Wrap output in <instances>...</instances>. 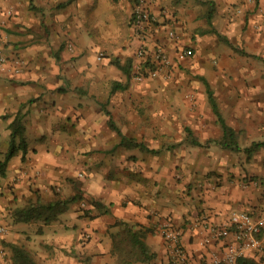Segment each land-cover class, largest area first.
<instances>
[{"label":"crops","instance_id":"crops-1","mask_svg":"<svg viewBox=\"0 0 264 264\" xmlns=\"http://www.w3.org/2000/svg\"><path fill=\"white\" fill-rule=\"evenodd\" d=\"M65 1L0 0V160L18 115L25 138L0 175V264L12 261L10 243L37 264H117L121 221L144 230L154 264H171L158 229L165 219L204 259L224 241L203 247L193 219L264 215V145L246 151L264 141V0H157L150 49L164 46L172 66L142 80L132 74L134 0ZM177 46L194 53L177 58ZM220 117L238 149L221 142ZM75 193L50 223L13 215ZM244 258L264 264L257 249Z\"/></svg>","mask_w":264,"mask_h":264},{"label":"built area","instance_id":"built-area-1","mask_svg":"<svg viewBox=\"0 0 264 264\" xmlns=\"http://www.w3.org/2000/svg\"><path fill=\"white\" fill-rule=\"evenodd\" d=\"M156 4L157 0H134L132 25L139 42L136 51L139 61L132 74L138 80L168 74L172 66V59L164 46H156L152 52L150 49V31L159 19L158 14L153 11ZM166 13L164 10L162 15ZM168 35L174 39L179 37L177 30L173 28L168 31ZM176 49L177 58L194 53L192 47L177 46ZM191 224L203 247L211 240H223L224 244L208 248L204 259L195 258L187 252L183 244V227L165 219L159 223L158 229L165 240L171 264H239L240 257L245 256L251 249L264 252V240L260 237L264 215L256 217L246 210H234L225 222L196 218ZM4 231L5 227H0V232Z\"/></svg>","mask_w":264,"mask_h":264},{"label":"trees","instance_id":"trees-1","mask_svg":"<svg viewBox=\"0 0 264 264\" xmlns=\"http://www.w3.org/2000/svg\"><path fill=\"white\" fill-rule=\"evenodd\" d=\"M69 0L61 2L60 5L68 3ZM221 122L224 125L225 135L221 139L223 144L231 146L234 149H238L240 146L234 136L233 129L225 124L224 120L220 117ZM12 128L11 145L3 160H0V175L6 174V168L9 159L15 153V151L24 145V125L22 122V116H17L11 123ZM127 138L123 137L122 141ZM126 140L125 142H127ZM131 144V143H129ZM264 145V141H255L250 147L246 148L248 154H251L255 149ZM80 187L79 182H74V188L77 191ZM80 193H75L70 197H62L58 195L55 199L50 201H30L24 206L17 207L13 210V215L16 220L19 221H44L50 223L59 218L60 214L65 212L71 202L78 199ZM95 205L99 203L94 202ZM84 215L89 218H93L95 213L90 208L84 209ZM121 228L112 234L113 237V254L117 257V264H133L137 261H141L144 264H154L156 252L153 251L144 239V230L135 228L127 222H119ZM12 250V262L13 264H37L30 252L21 244L10 243ZM239 264H249L247 260L240 257Z\"/></svg>","mask_w":264,"mask_h":264},{"label":"rangeland","instance_id":"rangeland-1","mask_svg":"<svg viewBox=\"0 0 264 264\" xmlns=\"http://www.w3.org/2000/svg\"><path fill=\"white\" fill-rule=\"evenodd\" d=\"M6 255V254H5ZM8 261V260H7ZM6 264H12V261L7 262Z\"/></svg>","mask_w":264,"mask_h":264}]
</instances>
